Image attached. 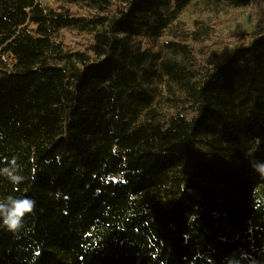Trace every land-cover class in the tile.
<instances>
[{
  "label": "trees",
  "instance_id": "16d2710c",
  "mask_svg": "<svg viewBox=\"0 0 264 264\" xmlns=\"http://www.w3.org/2000/svg\"><path fill=\"white\" fill-rule=\"evenodd\" d=\"M60 1L0 0V264H264V0ZM249 7L225 54L174 26Z\"/></svg>",
  "mask_w": 264,
  "mask_h": 264
},
{
  "label": "rangeland",
  "instance_id": "374dc122",
  "mask_svg": "<svg viewBox=\"0 0 264 264\" xmlns=\"http://www.w3.org/2000/svg\"><path fill=\"white\" fill-rule=\"evenodd\" d=\"M55 3H64L60 0H51ZM261 16V17H260ZM262 18L261 8L234 9L221 12L217 15L210 13H198L193 8L185 9L175 21L184 31L192 32L196 28L197 22L208 23L213 33L209 44L214 50H219L223 54L236 42L242 40L245 33L256 29L257 22ZM171 37V36H168ZM66 40L69 44L76 45L80 37L76 34L66 33Z\"/></svg>",
  "mask_w": 264,
  "mask_h": 264
},
{
  "label": "clouds",
  "instance_id": "9594fccd",
  "mask_svg": "<svg viewBox=\"0 0 264 264\" xmlns=\"http://www.w3.org/2000/svg\"><path fill=\"white\" fill-rule=\"evenodd\" d=\"M255 144H259V137L255 138ZM6 167L0 168V175H4L13 184H19L23 177L18 175L19 164L16 163V158L11 161H6ZM254 170L264 175V163H252ZM36 206V201L25 196L21 198L12 195L4 199H0V226L7 228L12 232H17L24 222V217L27 214L33 213Z\"/></svg>",
  "mask_w": 264,
  "mask_h": 264
}]
</instances>
